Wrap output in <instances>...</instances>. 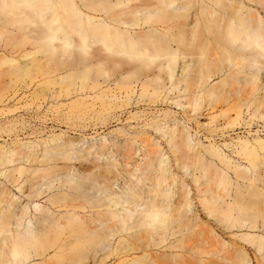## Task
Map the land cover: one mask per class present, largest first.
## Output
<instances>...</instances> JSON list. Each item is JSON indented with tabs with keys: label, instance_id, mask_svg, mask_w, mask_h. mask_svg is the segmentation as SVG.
Masks as SVG:
<instances>
[{
	"label": "bare ground",
	"instance_id": "1",
	"mask_svg": "<svg viewBox=\"0 0 264 264\" xmlns=\"http://www.w3.org/2000/svg\"><path fill=\"white\" fill-rule=\"evenodd\" d=\"M253 1L260 0H0L2 24L9 23L23 31L18 44L30 42L36 47L25 53V56L32 55L29 63L0 54V74L1 66L8 64V71L19 79L29 77L32 81L37 73L50 76L52 72L43 63H48L54 72L65 64L61 55L76 49L82 53L77 62L88 64L79 72L81 88L76 91L89 78L93 80L85 95L89 101L118 97L109 89L99 90L97 81L98 76L108 77L111 71L118 70L123 103L129 104L133 97L139 103L147 96L178 91L185 98L194 97L192 107L198 112L215 75L227 72L225 77H229L232 67L236 69L233 71L247 69L251 62L259 60L258 56H264V8H252L249 4ZM35 30L36 35H28ZM210 42L225 51L228 58L235 56L234 60L229 59V67L211 68L216 65L210 64V58L206 57ZM197 49L199 54L194 53ZM37 52H42L47 61L38 58ZM195 66L200 67V72L194 76ZM161 71H166L163 80L170 81L163 90ZM255 76L249 79L255 80ZM77 95L80 96L72 105L88 104L82 94ZM172 112L170 109L163 112L167 123L163 133L175 160L184 169L193 165L205 170L210 164L195 149L184 122L176 117L169 119ZM256 116L257 110L250 113L248 120L244 119L246 134L239 135L234 144L235 152L250 160L251 168L257 161L264 164V136L261 135L264 133H260L264 129L258 127L264 125L249 123ZM240 117L238 110L231 124L235 125ZM156 124L161 126L159 121ZM51 141L57 142L51 149L46 141L45 144L37 141V146L44 145L42 156L39 150L26 151L22 145L2 149L5 147L0 144V164L20 156L34 166L12 170L19 174L29 172L30 177L25 180L28 197L32 199L30 206L19 205L16 196L9 197L8 191L0 187V264H47L32 259L44 257L48 247L63 248L80 241L98 242L107 258L123 253L126 256L120 261L123 264H161L153 256L155 246L182 247L184 233L193 225V219L188 216L193 203L188 191L184 199L173 202L172 187L179 180L168 167V156L160 144L146 149L148 162L137 163L132 159L129 162L132 167L122 172L112 152L106 156L105 166L85 163L75 168L67 162L73 139L53 134ZM33 146V143L27 145L30 149ZM203 148L230 167L233 164L241 176L246 174L241 170L251 169L235 163L213 143ZM58 152L64 155L62 165L58 164ZM91 153L89 150L87 155ZM119 177L123 183L116 189ZM18 179L13 174L10 180ZM220 182L230 184L231 180L224 175ZM46 191L45 203L39 202L38 198ZM229 221L231 226L236 225V220ZM171 237L177 238L169 240ZM243 238L264 240L249 233ZM44 239L50 240L45 249ZM139 252L142 254L135 255ZM241 259V264H250L245 254H241Z\"/></svg>",
	"mask_w": 264,
	"mask_h": 264
},
{
	"label": "rangeland",
	"instance_id": "2",
	"mask_svg": "<svg viewBox=\"0 0 264 264\" xmlns=\"http://www.w3.org/2000/svg\"><path fill=\"white\" fill-rule=\"evenodd\" d=\"M249 5L260 10L264 8V0L253 1ZM0 29V54L29 63L32 55L25 56V53L36 47L30 42L24 45L17 43L23 31L9 23L3 25L2 21ZM36 34L35 30L28 35ZM207 46L206 57L210 58V64L216 65L211 66L214 70H217L219 65L229 67L230 60L235 59V56L228 58L226 52L220 51L214 42L208 43ZM194 53L199 54L200 50L197 49ZM36 55L43 62L48 59L42 52H37ZM80 56L82 53L76 49L70 54L63 53L61 58L65 64L54 72L48 63H43L47 71L52 72L51 75L37 73L32 81L29 77L17 78L8 71V64L1 66L0 144L5 147L2 149L22 145L26 151L39 150L42 156L44 145L37 146V141L44 144L46 141L51 149L57 143L51 141L53 134H62L63 139H73L74 144L68 150L70 159L67 162L75 168L85 163H103L105 166L106 156L112 152L118 169L124 172L126 168L132 167L129 165L132 159L137 163L148 162L146 149L160 144L168 156V167L179 180L172 187L173 202L178 203L184 199L188 191L193 203L188 216L193 219V225L185 231L182 247L158 245L152 249L153 256L161 264H241V254H245L250 264H264V240L247 241L243 238L244 234L249 233L264 239V164L257 161V165L251 168L250 160L238 155L234 146L239 135L246 134L244 119L248 120L250 113L257 110L258 116L249 123L264 125V117H259L264 115V56H258L259 60L251 62L247 69L233 71L236 69L232 67L229 77H225L227 72L215 75L209 82V92L204 94L198 112L192 107L194 97L185 98L178 91L147 96L139 103H136L133 97L129 104L123 103L118 87L121 72L118 70L111 71L108 77L100 75L97 79L100 83L99 90L102 87L109 89L111 94L118 97L89 101L85 95L89 93V85L93 80L89 78L83 88L76 91L81 88L79 72L88 66L86 63L77 62L76 59ZM87 62L89 63V59ZM155 72L159 73L158 69ZM199 72V66L192 69L194 76ZM160 74L162 81L166 77V71H161ZM252 75H256L255 80L249 79ZM63 77L65 80L61 81ZM169 85L168 79L163 80L162 90ZM153 87L151 85L149 89L152 90ZM77 94H82L83 100L88 104L72 105L71 102L80 96ZM167 109L173 111L169 119L176 117L186 125L192 135L195 149L200 157L210 164L205 170L193 165L184 169L175 160L163 133V128L167 126L163 112ZM238 110L241 117L232 125ZM156 121H159L161 126L158 127ZM258 127L264 129L261 125ZM249 138L252 139V136ZM58 142L62 140L59 139ZM29 143L34 145L31 149L27 147ZM209 143L222 149L235 163L250 166L251 169L241 170L246 174L239 175L233 164L230 167L203 148V145ZM89 150L92 153L87 155ZM128 154L131 157H128ZM81 155H84V158H80ZM56 156L60 158L58 164L62 165L65 161L64 155L58 152ZM18 157L20 156H17L15 161L0 164V187L8 191L9 197L16 196L19 205L30 206L32 199L28 197V181L25 180L30 177L29 172L19 174L12 170L19 166L27 169L34 166H30L25 158ZM13 174L19 177L18 181L11 182ZM224 175L230 177V184L220 182ZM122 183L123 179L119 177L116 189H119ZM47 193L48 191L38 198L39 202L45 203ZM229 219L236 220V225L231 226ZM177 237H171L169 240ZM44 241L45 249L50 240ZM260 244L262 246L259 248ZM141 254L142 252H139L135 255ZM38 257L32 260L47 264H123L120 261L126 258L123 253H115L107 258L105 250L98 242L83 241L63 248L57 245L48 247L45 256Z\"/></svg>",
	"mask_w": 264,
	"mask_h": 264
}]
</instances>
